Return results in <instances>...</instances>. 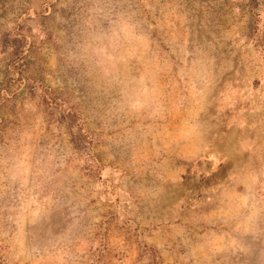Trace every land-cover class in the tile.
<instances>
[{
  "label": "rangeland",
  "instance_id": "374dc122",
  "mask_svg": "<svg viewBox=\"0 0 264 264\" xmlns=\"http://www.w3.org/2000/svg\"><path fill=\"white\" fill-rule=\"evenodd\" d=\"M0 264H264V0H0Z\"/></svg>",
  "mask_w": 264,
  "mask_h": 264
}]
</instances>
